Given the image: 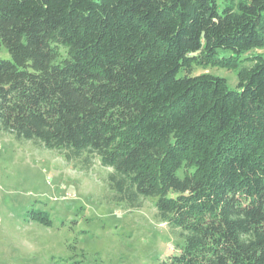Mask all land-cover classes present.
<instances>
[{
    "label": "trees",
    "instance_id": "16d2710c",
    "mask_svg": "<svg viewBox=\"0 0 264 264\" xmlns=\"http://www.w3.org/2000/svg\"><path fill=\"white\" fill-rule=\"evenodd\" d=\"M225 2L0 0V131L153 200L182 242L158 264H264V0Z\"/></svg>",
    "mask_w": 264,
    "mask_h": 264
},
{
    "label": "rangeland",
    "instance_id": "374dc122",
    "mask_svg": "<svg viewBox=\"0 0 264 264\" xmlns=\"http://www.w3.org/2000/svg\"><path fill=\"white\" fill-rule=\"evenodd\" d=\"M225 3L217 0L219 11ZM257 54L264 48L243 54V65ZM0 59H10L4 47ZM201 73L236 89L231 69L192 72ZM81 163L0 131V264H158L178 253L182 242L157 219L153 200L130 208L107 185L111 168L95 156L88 168Z\"/></svg>",
    "mask_w": 264,
    "mask_h": 264
}]
</instances>
